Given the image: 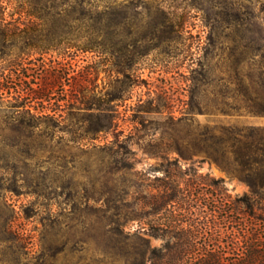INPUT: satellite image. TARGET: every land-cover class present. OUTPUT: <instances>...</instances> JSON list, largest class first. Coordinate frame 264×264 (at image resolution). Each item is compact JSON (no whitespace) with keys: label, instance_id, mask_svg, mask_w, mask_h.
<instances>
[{"label":"rangeland","instance_id":"rangeland-1","mask_svg":"<svg viewBox=\"0 0 264 264\" xmlns=\"http://www.w3.org/2000/svg\"><path fill=\"white\" fill-rule=\"evenodd\" d=\"M34 1L2 0L1 24L11 30L0 38L4 88L14 92L56 70L79 80L83 90L73 96L86 94L99 109L92 117L70 114L63 78L67 85L48 105L62 110L63 121L51 139L28 144L16 138L15 101L4 94L0 196L19 212L14 228L26 240L22 249L1 244L0 264H126L127 250L144 249L142 238L150 252L166 253L176 240L171 223L192 228L191 257L214 247L236 257L238 200L251 191L208 135L228 125L264 126L254 95L264 79V0H93L113 11L102 23H83L73 12L39 20L26 13ZM76 1L49 3L71 10ZM100 25L107 26L97 33ZM90 36L97 48L82 51ZM92 123L105 130L67 142L68 130L80 138ZM57 215V244L65 246L58 253L43 244L44 236L55 239L43 218Z\"/></svg>","mask_w":264,"mask_h":264},{"label":"trees","instance_id":"trees-1","mask_svg":"<svg viewBox=\"0 0 264 264\" xmlns=\"http://www.w3.org/2000/svg\"><path fill=\"white\" fill-rule=\"evenodd\" d=\"M50 0H35L30 9L26 10L29 16H33L39 20H44L48 16L57 17L61 19L64 15L70 13H78V19L83 23L90 21H97L102 23L104 20L110 19L113 11L109 7L104 6L99 8L94 4L93 0H79L71 10L63 8V4H50ZM110 1V0H106ZM53 3V2H51ZM4 7L2 0H0V38L3 42L11 32L10 29L3 27L1 22L3 20L2 14ZM107 26V25H106ZM106 26H97L94 31L100 33ZM91 32L92 27H86ZM10 31V32H8ZM52 46V44H47ZM40 46V48L47 49L48 46ZM35 47H38L37 45ZM43 47V48H42ZM82 51L94 52L97 44L93 40L86 39L79 46ZM99 52V51H98ZM262 75V73H260ZM62 74L56 70L50 71L45 69L38 77V82L31 83L29 86L23 88H16L14 92L10 89L6 90L3 82L0 80V101L5 98V93H12L10 95L14 99V120L17 125L15 127L16 138L20 142L31 143L37 139V136H53L56 133V123L63 121L62 110L53 109L49 107V100L51 93L56 87L65 86L67 84L62 82ZM87 80V77L85 78ZM71 98H63L69 106V113L73 114L75 111H81L92 117L94 111H97L98 103L93 98L86 94L74 97V91L83 90L84 85L76 80L75 77L67 78ZM261 89L255 90V98L259 102V113H264V79L260 82ZM6 91V92H5ZM67 95V94H64ZM9 96V97H10ZM9 100V99H8ZM107 127V126H104ZM104 128L97 127L93 123L85 128V134L80 138L73 137L75 130L72 128L68 130L71 138L66 139L69 143H79L78 141L85 138H94L92 135L98 131H103ZM210 140H216L223 144L222 157L229 159L230 156L234 160H224L228 166H233L234 170L240 177L249 185L250 194H246L239 198L238 201L242 203L241 209L242 218L240 221V236L243 243L241 250L236 254V257H229L218 252L215 247L206 250L201 256L193 258L189 254V249L194 248V232L189 226L186 228H178L175 224H170L168 233L176 240L173 243L167 244V252L164 254L156 253L153 249L150 252V247L146 239L143 240L144 249L127 250L124 256L126 264H264V126L263 125H245V126H222L219 134L209 133ZM183 155L182 152H179ZM175 197V196H174ZM0 245H6L8 248L22 249L26 240L25 232L21 229L14 228V220L19 217V212L12 207L4 195L0 196ZM173 198H169L172 200ZM173 201V200H172ZM226 199L225 206L228 204ZM222 212L229 218V208H222ZM30 213H26V218L30 217ZM45 228H55V232L51 235L55 237L54 241L45 239L44 245L46 249L56 252L63 251L64 247L57 244L60 238L59 230L60 218L59 216H47L43 218ZM178 229V230H177ZM58 230V231H57ZM47 232V231H46ZM45 235V234H43ZM153 236H158V232H152ZM57 244L56 246L54 245ZM16 244V245H14ZM65 245V242H64ZM150 252V253H149ZM156 253V254H155Z\"/></svg>","mask_w":264,"mask_h":264}]
</instances>
